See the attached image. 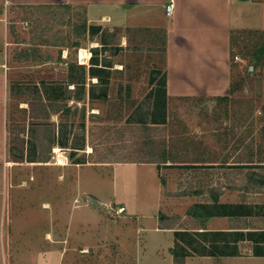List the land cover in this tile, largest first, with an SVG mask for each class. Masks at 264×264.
<instances>
[{
  "label": "rangeland",
  "instance_id": "374dc122",
  "mask_svg": "<svg viewBox=\"0 0 264 264\" xmlns=\"http://www.w3.org/2000/svg\"><path fill=\"white\" fill-rule=\"evenodd\" d=\"M3 23L0 264L129 261L133 251L117 250L114 242L120 215L125 209L155 207L161 196L143 162L125 161L142 160L135 152L144 148V131L127 120L136 109L135 119L147 115L155 121L151 134L165 143L171 160L204 163L221 158L226 163H258L262 166L248 167L264 171V32L234 34L235 92L219 99L167 94L163 27L115 25L107 18L89 21L84 7L64 4L14 6ZM102 42L112 46L106 50ZM95 46L94 62L102 78L95 94L105 90L107 99L90 102L88 83L97 80L88 73L92 55L81 62V52ZM80 64H86V71ZM83 75L87 84L80 94L84 102H79L64 87L71 76ZM55 146L67 155V165L54 164ZM79 158L83 162H75ZM244 171L223 172L234 178ZM210 174L212 170L187 169L185 190L204 191ZM254 211L260 214L255 224L264 226V203Z\"/></svg>",
  "mask_w": 264,
  "mask_h": 264
},
{
  "label": "crops",
  "instance_id": "0c3cea01",
  "mask_svg": "<svg viewBox=\"0 0 264 264\" xmlns=\"http://www.w3.org/2000/svg\"><path fill=\"white\" fill-rule=\"evenodd\" d=\"M168 1L0 0V27L11 7L55 4L82 6L89 21L107 18L115 25L163 27L167 94L173 97L228 95L232 82L233 36L264 32V0H174L171 17L166 14ZM140 164L150 170L161 196L155 207H140L128 212L125 209L120 215V229L114 238L116 249L133 251L124 264H176L172 249L177 247L190 251L185 256V264H264V255L252 254L254 244L251 241L239 242L241 249L248 250L241 255L208 252L211 244L208 233L211 231L264 229L254 220L260 217L254 209L264 203V190L247 178L249 169L256 170L248 167L255 165L254 162L226 163L215 158L204 163ZM191 168L213 171L214 175L207 177L208 188L204 191L185 190V174ZM228 169L231 174L241 169L246 171L233 178L230 173L224 175L223 171ZM217 192L220 193L218 201L215 199ZM195 203L226 204L246 209V212L218 213L202 223L188 214V209ZM184 232L194 236L193 246H189ZM243 244L246 245L243 247ZM91 245L93 242L85 247ZM200 248L204 251L199 252Z\"/></svg>",
  "mask_w": 264,
  "mask_h": 264
},
{
  "label": "trees",
  "instance_id": "16d2710c",
  "mask_svg": "<svg viewBox=\"0 0 264 264\" xmlns=\"http://www.w3.org/2000/svg\"><path fill=\"white\" fill-rule=\"evenodd\" d=\"M87 28V23L83 26V30H86ZM88 29H92L91 26H88ZM94 29V27H93ZM103 47L107 50L108 47H111L112 45L108 42H102ZM111 45V46H110ZM99 46L92 47L90 50L92 52L91 56V63L92 65L88 67V73L92 77L91 79L96 78V82H91L89 81V101L93 102L95 99H101V100H106L107 99V93L106 91H102V94L100 93L99 95L95 94V89L98 86V83L102 80L100 75L97 73L98 68L96 66L95 60V51H97ZM82 69H87L86 64H80L79 65ZM106 66H109L106 64ZM86 76L83 75L82 77L79 78H73L71 76L70 80L65 84V91L68 94H73L76 96L75 98L77 100L83 101L84 102V97L80 95L82 93V90H85L86 86ZM163 84L166 89L167 86V75L166 72L164 73L163 77ZM70 85H73V87H69ZM167 90V89H166ZM79 92V94H78ZM235 92V86L234 82H231V89H230V94H233ZM152 92H149L147 95L148 99L152 98ZM219 99H226L229 98V96H218ZM138 108V107H137ZM137 114V109L134 111V113H131L128 117V123L129 124H140L142 126L141 129L144 131L143 135V142L142 144L144 145L143 149H140L136 151L135 153L138 155V157L142 158V160L139 159H130L125 161H130V162H156L159 165L160 164H168L169 162H172V165L175 164L179 161H174L171 160L170 157L168 156V151L166 149L165 143L159 142V140L156 139L154 135L151 134V129H152V123L155 121H150L149 116H145L143 118H138L135 119ZM34 129H31L33 132ZM36 130H45V129H36ZM31 132V133H32ZM57 142L63 145V142L60 140L58 137ZM80 149H84V147H79ZM76 150H73L72 156L74 157V153ZM133 153V154H135ZM43 161H49V159L43 160ZM75 162H83L79 158V161ZM262 162V161H261ZM258 164V163H257ZM255 164V166H262L261 164ZM188 166V165H186ZM247 178L249 182H252L254 185L259 186L261 189L264 190V171H259V170H252L249 169L247 171ZM219 192L215 193V199L218 201L219 198ZM216 201V202H217ZM233 209V207L229 205H221L218 203H215L213 206H210L209 204L205 203H195L193 204L189 209H188V214L194 216L195 218L201 220L202 223H205L211 216H214L218 213H230V214H235L237 212L231 211V212H218L217 209ZM161 216H163L161 214ZM198 235L197 233H195ZM183 235H185L186 240L189 242V246H193V238L194 236L191 234V232H184ZM208 235L211 236L210 239V249L208 252L212 255H241L243 254L242 249L240 248L239 242L241 241H251L253 242V248H252V254L253 255H264V229L263 230H256V231H211L208 233ZM184 251V253H181L179 248H173L172 253L175 256V263L176 264H185V256L190 252L189 250L181 247ZM193 249V248H192Z\"/></svg>",
  "mask_w": 264,
  "mask_h": 264
},
{
  "label": "bare ground",
  "instance_id": "6f19581e",
  "mask_svg": "<svg viewBox=\"0 0 264 264\" xmlns=\"http://www.w3.org/2000/svg\"><path fill=\"white\" fill-rule=\"evenodd\" d=\"M66 53H67V51H66ZM91 55H92L91 50H85L84 48H82L81 62H85V60H87ZM54 152L57 153V156H58V161L55 162L54 164H56V165H67L68 164V157H67V155L64 152H62L60 146H55L54 147ZM15 163L16 162L9 161L8 165H14ZM25 184H26V180H24L22 182V185H25ZM43 206L48 207L49 203L48 202H44ZM46 236L50 237L51 234L49 232H47Z\"/></svg>",
  "mask_w": 264,
  "mask_h": 264
},
{
  "label": "built area",
  "instance_id": "2783aa9c",
  "mask_svg": "<svg viewBox=\"0 0 264 264\" xmlns=\"http://www.w3.org/2000/svg\"><path fill=\"white\" fill-rule=\"evenodd\" d=\"M8 2V0H6ZM175 9V1L174 0H169L168 3L166 4V14L167 16L171 17L174 13ZM235 58H239V56H235Z\"/></svg>",
  "mask_w": 264,
  "mask_h": 264
}]
</instances>
